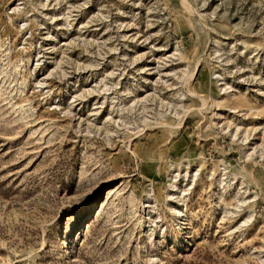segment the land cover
<instances>
[{
    "label": "rangeland",
    "instance_id": "1",
    "mask_svg": "<svg viewBox=\"0 0 264 264\" xmlns=\"http://www.w3.org/2000/svg\"><path fill=\"white\" fill-rule=\"evenodd\" d=\"M0 264H264V0H0Z\"/></svg>",
    "mask_w": 264,
    "mask_h": 264
},
{
    "label": "bare ground",
    "instance_id": "2",
    "mask_svg": "<svg viewBox=\"0 0 264 264\" xmlns=\"http://www.w3.org/2000/svg\"><path fill=\"white\" fill-rule=\"evenodd\" d=\"M111 192H107L106 198H109ZM112 198V197H111ZM110 199V198H109Z\"/></svg>",
    "mask_w": 264,
    "mask_h": 264
}]
</instances>
